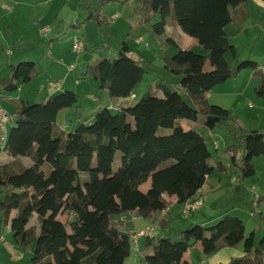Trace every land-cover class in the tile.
<instances>
[{"label": "trees", "instance_id": "trees-1", "mask_svg": "<svg viewBox=\"0 0 264 264\" xmlns=\"http://www.w3.org/2000/svg\"><path fill=\"white\" fill-rule=\"evenodd\" d=\"M248 1L105 0L95 9L88 8L84 23L94 21L98 27H109L111 24L102 18L104 6L133 2L135 14L149 33L162 38L172 18L173 24L196 39L207 55L181 49L175 40L167 39L166 47L177 48V53L165 55L162 69L179 78L180 91L157 84L161 96L148 90L137 104L115 113L104 108L92 123H78L73 131L62 129L57 119L63 110L78 107L80 97L76 93L66 91L37 104L19 99L10 115L13 127L3 149L9 160L0 161V189H5L0 217L10 225L18 247L34 244L31 264H125L134 246L131 234L120 231V216L137 213L146 221L156 222V217L172 205L167 197L185 205L214 171L227 173L221 161L212 164L206 137L196 128L185 130L182 122L195 124L202 116L203 126L213 131L221 123L233 121L228 110L208 104L205 96L246 70L254 72L258 82L255 93L264 98V71L258 64L245 60L233 67L227 57L238 56L226 33L234 21L232 10ZM158 16L160 21L154 22ZM84 23L73 27L81 29ZM8 68V76L0 78V101L19 85L40 76L38 65L32 61ZM145 75L143 60L131 56L126 42L115 59L98 60L83 74L98 82V91L108 92L113 99L132 97ZM160 129L172 130V134L161 136ZM241 145L240 173L245 180L257 173L254 160L264 155V133L246 132ZM239 149L230 146L224 152L236 163ZM1 152L0 148V156ZM118 152L120 167L115 172L112 169ZM149 180L151 188L144 193L140 187ZM62 212L67 221L59 219ZM167 226L166 221L159 222L161 230ZM199 230L204 231L201 243L206 256L243 244V256L219 264H264V237L257 244L255 232L247 237L244 222L229 215L218 225L188 227L180 232L178 241L163 235L145 237L144 247L151 253H145L142 264H186L184 255L194 248ZM60 238L66 239L65 245L58 242Z\"/></svg>", "mask_w": 264, "mask_h": 264}, {"label": "crops", "instance_id": "crops-1", "mask_svg": "<svg viewBox=\"0 0 264 264\" xmlns=\"http://www.w3.org/2000/svg\"><path fill=\"white\" fill-rule=\"evenodd\" d=\"M117 1H121V0H117ZM43 2H44L43 0H0V68H1L0 78H6L8 76L10 71L8 67L10 65H17L20 61L23 62L26 59H29V55H30L28 51L29 45H31L32 43H38L42 38V35L43 38L47 40L46 42H48V40H51L52 42L51 44H47V47L45 48L46 55L44 56L45 58L44 67H42L41 64L42 60H35V61L30 60L38 65L40 76L29 84L19 85L17 90L7 93L2 97V100L6 101V108L4 107L6 112L10 115L13 114L19 99H23L29 104H31L33 101H40L36 103H43L47 99L57 96L63 92L66 91L74 92L80 97V103L78 107L63 110L59 114L57 119V124L62 129L67 131H73L74 127L78 123H84V124L92 123L96 114L104 108L110 109L114 113L120 111L123 108H126L127 107L126 105H124L120 101H115V99L111 98L108 92L98 91L99 83L94 81L93 79L85 78L83 75H81L82 72H80V70H79V75H80L79 79L76 78V75H72V72L75 69L73 67H71L68 70V73L66 77L62 80V82H56V83H53L52 81L50 83L45 82V79L43 77V69H46L51 73H55L56 75H60L62 78L65 75V69L62 65H60L62 63L61 60L58 61L59 56H57V54L53 52L55 46L58 45V42L57 41L53 42V40L60 39L59 36L63 30L59 28L51 31L48 27L41 28L40 25L41 16H38L39 15L38 9L41 7ZM125 6L128 7V5ZM127 7H123V10ZM132 8L133 10H135V5ZM245 14L247 17L246 19H244ZM87 15L88 12L85 13L84 15L85 19ZM233 16H234V21L226 27V33L228 35L229 40H231L230 32L234 34V38L237 40L239 39V37H242L249 39V41L250 39L251 40L253 39L254 41L258 36L256 39V46H253L251 50L253 51V53H255L256 49L258 48L257 52L264 57V45L259 46L261 39L264 37V2L262 0H250L246 4H244L241 8L234 10ZM117 17L118 16H114V15L111 16L112 20L109 22L111 24L110 25L111 29L114 26H116L115 22ZM23 21H28L29 24L28 27L22 24ZM88 23L89 22H86L85 24ZM91 23L92 22H90L89 24ZM77 24L79 23L73 24L72 28H74L73 26ZM74 30L76 29L74 28ZM75 33L76 32H73V34ZM102 34L103 32L101 31V35ZM139 37L140 38H138L135 42V48H133L132 45H129L130 52L133 51L137 53L139 55V58L142 59L143 62H150L147 56H151V54H153V50L151 47V44L153 42L152 40L153 37L151 36V33L148 32V30L145 31L143 34H141V36ZM190 41L194 45H198V41L196 39L192 38L190 39ZM79 43L83 44V51L81 52L83 53L85 44L82 41ZM10 44L15 45V49L17 50H13ZM104 45H108V44H104ZM104 45L99 44L97 40L93 45V49L90 50L91 53L90 57L87 60L86 59L82 60L83 63L82 65L85 72L89 66L93 65L96 62L95 60V55H97L96 52L102 50L101 51L102 54L106 53V49H108L109 46H105L104 48H99L100 46H104ZM166 46L164 53L165 55L169 54L171 56H174L177 53L175 52L174 49H172L173 46H169V47ZM234 46L237 49V45ZM178 47L180 48V46ZM162 59L164 60V57H162ZM252 59L254 61L256 60L255 62L258 64L259 69L264 71V68H261V64L259 62L260 58L258 56H253ZM163 66L164 64L162 66L159 65V68L160 67L163 68ZM206 70H210V68L207 67ZM85 72H83V74ZM152 72L155 71L152 70ZM245 74H250V76L252 77L254 89L258 83L257 80L254 78V72L252 70H246L242 72L237 79L228 81V82L231 81L235 82L234 85L237 90V96H241L240 95L241 93H245L244 91L241 90V80ZM228 82L215 87L210 93H208L205 96V99L208 102V104L212 105V103H216L214 101H211L215 92L218 95L219 94L223 95V97L231 96L230 94L232 93L230 91L224 90L225 88L224 86ZM83 86H89V91L91 93V95L87 97L88 101L86 103H85V96L82 95V92H79L80 91L79 88H82ZM178 88L180 89L179 84H178ZM85 90L86 88L83 89V91ZM232 97L235 100L236 97L234 95ZM131 98L132 99L136 98V94L134 93V95ZM262 99L264 102V98H260L259 100ZM2 100L0 101L1 103ZM222 106L223 108L225 107V109L227 108V110L230 113L235 111V108H232L233 106L232 107L226 105H222ZM253 125L254 126H252L249 130L245 131L244 134L250 130L264 133V109H262L261 105L260 108L256 111ZM12 127L13 124L11 122L10 125L8 126V132H10V129ZM244 134L242 136H244ZM202 135L204 136V134ZM239 147L241 148L242 145L240 144ZM0 148L2 149L1 152V157H2V153L5 152L3 151L4 144L1 142V140H0ZM225 149L226 147L222 148L223 151ZM220 151H221L220 148H216V152L218 154ZM243 154L244 151H242V156L240 160L236 156L237 157L236 163H233L232 156L229 158L231 159L232 164L230 165L228 163L227 165H225L228 169L227 173L223 174L214 171V173L208 177L205 186L208 184L209 190L205 191L204 189L205 186H204L200 190V192L197 193V195L195 196V199L198 198L202 199V204L198 208H196L197 209L196 212L192 215V218L190 219L192 223H197L196 225H201L202 227H209L208 225L210 226L218 225L226 215L233 216L231 213L236 212V209H233L232 211L226 210L225 212L226 214L220 216V218L219 216H215V213H217V207L214 206L215 203L214 197L218 196L223 189L230 188L229 184L227 183V178L232 173L231 169H235L236 173L237 171L239 172V179L241 180L242 186L244 188H246L247 184H250L249 182H251L252 185L251 191L253 193L256 192L257 195H259L260 197L264 196V155L254 160V164L257 172L256 175L250 179L243 180L241 178V173H240ZM1 157H0V161H1ZM8 160L9 158H7L6 161ZM231 181L234 184H236L237 183L236 177H234V179ZM150 188H151V180H149L146 184L142 185L140 187V190L146 193ZM0 190L5 191V189L3 188ZM167 198L171 201L172 205L156 217V222L146 221L142 219L137 213L120 216L119 221L121 222V227H120L121 233L124 234L138 233L142 230L147 229L148 227H153L155 232L156 224L163 221H166L169 226V220L168 218L165 217L168 214L172 213L174 206L178 203L175 197L173 198L167 197ZM261 205L258 206V209H262ZM202 212L208 213L209 215L207 217L202 218L201 216ZM15 213L16 212H14V214ZM190 215L187 218H190ZM235 217L240 218L245 224V218L243 216H235ZM2 221L3 218L0 217V245L2 246V248H0V264H27L26 256L24 255L22 250L19 249L16 242L14 243L13 241L14 233L11 231L10 225H6ZM68 231L70 232L69 229ZM152 236H159V235L158 233L157 234L153 233ZM203 236H204L203 230H199L195 234L196 244L194 248L190 249L184 255L183 258V261L186 262V264L227 263L233 257H240L244 255V246L242 244L238 247L225 248L215 254L206 256L203 253L202 243H201ZM263 237L259 239V242L262 240ZM144 238L145 237H142L138 240L137 245L133 247L132 253L127 259L125 264H142V260L145 257V253L146 252L151 253L150 249L144 247ZM255 239L257 240V234L255 236ZM57 240L61 245L66 244V239L64 240L60 238Z\"/></svg>", "mask_w": 264, "mask_h": 264}, {"label": "rangeland", "instance_id": "rangeland-1", "mask_svg": "<svg viewBox=\"0 0 264 264\" xmlns=\"http://www.w3.org/2000/svg\"><path fill=\"white\" fill-rule=\"evenodd\" d=\"M43 1V4L38 9V16H41V28L48 27L51 31L59 28L63 30L59 36L60 39L53 40V42H58V45L55 46L53 52L57 54V56H59L58 61L61 60L62 63L60 65L64 67L65 75L62 78L60 75H56L55 73H51L50 71L43 69V77L45 79V82L48 83H50L51 81L53 83L62 82L71 67L75 68L72 72V75H76V78L79 79V70L80 72H82L81 75H83V72H85L83 69L82 60H87L90 57V50L93 49V45L97 40L101 45L108 44L109 48L106 49L105 54H102V50L96 52L97 55H95V60H102L103 58L115 59L123 41L135 48L136 40L140 38L139 36H141V34L147 31V28L140 23L139 18L132 8L135 4L131 2L125 4L128 5V7L121 4L120 2L108 3L104 6L102 10V18L104 20L110 22L112 20V15L118 16L115 22L116 26L111 29V27H108L107 25L98 27L97 23L94 21L91 24H89L90 22L88 24L84 23V15L88 12V8L91 7L95 9L100 2L105 0ZM123 7L127 8L123 10ZM232 14H234L233 10ZM158 21H160L159 16L155 19L154 22ZM168 22L169 23L166 34L162 38L151 33V36L153 37V42L151 44L153 54H151V56H147L150 62H143V66L146 69V75L143 82L136 88L134 92L136 94V98H115V101H120L126 106H133L140 101L142 96L146 92H148V90H151V92L157 97L161 96V92L157 90V84H163L171 89L176 88L180 91V89L178 88L179 78L173 77L166 71H164L161 67L159 68V65L162 66L164 64V60L162 59V57H165L164 53L165 46L167 45V39L172 38L173 40H175L181 49H191L197 54L204 56L207 55V52L205 50L201 49L198 45H194L190 41V39H192L191 37L184 34L178 26L173 24L172 18H169ZM76 23H84V25L81 29L74 30V28H72V25ZM22 24L26 27H28L29 25L28 21H23ZM101 31L103 32L102 35ZM73 32H76V35L73 34ZM230 38L231 44L237 45L238 50V56L236 59H233L230 54L227 55L228 60L232 66L236 67L245 60L254 61L252 57L258 56L260 58L259 62L261 64V68H264V57L257 52L258 48L256 49L255 53H253V51L251 50L253 46H256V39L254 41L253 39H250L249 41V39L239 37V39L237 40L234 38V34H232V32H230ZM46 41L47 40H45L42 35V38L38 43H32L31 45H29L28 51L30 55L29 59H26L25 61L42 60L41 64L42 67H44V56L46 55L45 48L47 47V44L52 43L51 40H48V42ZM81 41L85 44V47L84 52L79 54L73 50V46L77 45ZM10 45L13 50H17L15 49V45ZM260 45H264V37L261 39L259 46ZM172 49L177 52V49L175 47H172ZM130 54L135 59H139V55L137 53L132 51L130 52ZM152 70H154L155 72H152ZM234 83L235 82L231 81L224 86V90L230 91L232 93L230 94L231 96L223 97V95H218L215 92L213 98L211 99V101L216 102L212 103V105L214 104L221 107H223L222 105L230 107L233 106L232 108H235V111L231 113V115L234 117L233 121L223 122L218 125V127L213 131H209L203 126L204 118L202 116L199 117L198 122H196L195 124L187 121L182 122V126L185 130L196 128L199 132L204 134L207 139L208 149L212 155V164L218 161H222L224 165H227L228 163L230 165L232 164L231 159H229L231 155L225 153L222 148H227L229 146H239L241 144V137L244 132L254 126L253 123L255 120V114L256 111L260 108V105L262 106V109H264L263 99L259 100L260 97H258L254 92L253 80L250 74H245L241 80V90L245 92L241 93V96H237V90ZM85 88L86 90L83 91V89ZM79 90V92H82V95L85 96L86 103L88 101L87 97L91 95L89 86H83L82 88H79ZM233 95L236 97L235 100L232 97ZM185 99L189 104H192L191 100L188 97L185 96ZM36 102L40 101H33L31 104H37ZM1 104L3 108H6V101L2 100ZM159 134L161 136H170L172 134V130L160 129ZM216 148H220V155L216 152ZM243 150L244 146L242 145V147L238 151H236V156L239 160L241 159ZM221 155L224 157H222ZM120 157L121 154L118 152L116 154V159L112 169L115 172L120 167ZM7 158V154L2 153L1 162H7ZM25 161L27 162V164L29 163V160L25 159ZM231 171L232 173L227 178V183L229 184L230 188L223 189L218 196L214 197V206L217 207V213H215V216H219L220 218V216L226 214V210L232 211L233 209H236V212L231 214L233 216H243L245 218L246 235L249 236L252 231H255L257 234L256 242L258 243L259 239L264 235V196H261V199H263V202L261 203L262 209L255 208L254 202L256 201L257 193H253L251 191V182H249L250 184H247L246 188H244L242 186L241 180L239 179V172L237 171L236 173L235 169H231ZM216 172L219 173L218 170H216ZM234 177H236L237 179L236 184L231 181L234 179ZM204 189L205 191L209 190V185L207 184ZM3 198L4 191L0 190V200H2ZM184 209V205L176 204L173 208L172 213L168 214L165 217L169 220L168 228L165 231H162L159 227V223H157L154 233H158V235H163L164 237H169L173 241H178L180 239L181 231L187 229L191 225L197 224L190 221L192 215L196 212L197 209L192 211L190 218L183 217L182 212ZM208 215L209 214L205 212L201 213L202 218L207 217ZM60 219L62 221H67L68 218L67 215L62 212V214L60 215ZM33 224H37L35 220L33 221ZM13 241L15 243V240ZM0 248H2L1 245ZM19 249H21L26 256L27 264H31L30 261L34 251V244L29 247H19Z\"/></svg>", "mask_w": 264, "mask_h": 264}, {"label": "built area", "instance_id": "built-area-1", "mask_svg": "<svg viewBox=\"0 0 264 264\" xmlns=\"http://www.w3.org/2000/svg\"><path fill=\"white\" fill-rule=\"evenodd\" d=\"M73 50L76 51L77 53H81L83 51V44L78 43L77 45L73 46ZM12 121V118L10 114L6 112V110L3 108L1 102H0V140L3 144L6 143L9 132H8V126L10 125ZM200 192V191H199ZM198 192V193H199ZM260 196L256 195V201L254 202V207L258 208V202L260 200ZM202 204V199H193L189 202H187L184 206V217L187 218L189 217L191 211L195 210ZM154 233V228L153 227H148L145 230H142L138 233H130L131 234V241L133 243V246H136L138 243V240L142 237H150Z\"/></svg>", "mask_w": 264, "mask_h": 264}]
</instances>
